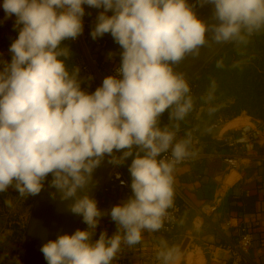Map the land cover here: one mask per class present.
I'll return each mask as SVG.
<instances>
[{
	"label": "clouds",
	"instance_id": "obj_1",
	"mask_svg": "<svg viewBox=\"0 0 264 264\" xmlns=\"http://www.w3.org/2000/svg\"><path fill=\"white\" fill-rule=\"evenodd\" d=\"M204 4L213 6L211 26L187 0H3L18 36L10 61H0V192L36 196L51 176L53 198L71 201L69 210L87 226L43 244L47 264H113L122 243L138 244L143 230L162 228L174 166L189 155V142L174 143L175 133L161 126L165 112L182 120L192 108L189 84L173 65L199 54L209 27L217 43L264 29V0ZM84 5L102 9L92 39L110 34L121 49L117 75L92 92L82 88L79 68H67L63 45L83 33ZM169 151L171 159L163 156ZM105 157L127 164L131 191L108 211L88 194ZM106 215L117 230L97 235Z\"/></svg>",
	"mask_w": 264,
	"mask_h": 264
},
{
	"label": "crops",
	"instance_id": "obj_2",
	"mask_svg": "<svg viewBox=\"0 0 264 264\" xmlns=\"http://www.w3.org/2000/svg\"><path fill=\"white\" fill-rule=\"evenodd\" d=\"M187 2L195 7V11L196 5H201V0ZM2 5L3 0H0V15L9 31H18L14 28L15 17H8ZM101 10L92 12L87 38L97 62L110 69L120 64L119 52L108 53L106 48L97 47L95 43L104 40L103 37L94 40L90 35ZM252 51L259 52L255 46ZM233 102V97H227L219 106ZM209 108V102L198 107L194 119L198 120ZM262 119V110L257 114L242 111L237 117L225 119L217 130L209 129L207 135L217 142L222 136L235 134L242 123L259 126ZM238 120L242 123L236 122ZM172 127L179 128L174 122ZM212 148L206 151L201 145L208 158L173 170V201L181 205V218L176 229L163 237L143 230L138 244L127 245V264H228L230 251L226 244L235 238L239 223L247 226L253 235L249 264H264V163L257 158L264 153V139L256 145L255 157L240 158L235 167L225 161L233 155L231 149L222 145ZM5 208L9 209L8 204L5 206V199L0 196V224L5 217ZM102 230L109 235L114 233L108 226L99 232ZM118 263L116 258L113 264Z\"/></svg>",
	"mask_w": 264,
	"mask_h": 264
},
{
	"label": "built area",
	"instance_id": "obj_3",
	"mask_svg": "<svg viewBox=\"0 0 264 264\" xmlns=\"http://www.w3.org/2000/svg\"><path fill=\"white\" fill-rule=\"evenodd\" d=\"M203 6L196 5L197 13ZM85 14L83 16L84 30L81 35L70 41L77 45L83 52L84 60H78L72 70L79 68V77L82 80V88L88 92H92L95 88L102 84L103 79L108 75H117V68L120 64L110 69H105L103 64L98 63L95 55L88 44L87 30L89 21L92 19V12L98 9L84 5ZM252 36V34L250 35ZM95 45L101 49H105L107 43L105 40H98ZM190 94H192L190 92ZM264 114V109H262ZM194 119L190 124L174 128L172 121L168 123V127L175 133V142L188 141L189 155L181 161L177 162L174 169L184 165H192L196 162L203 161L208 158V154L201 150L200 128ZM225 119L218 118L211 126L210 130H217ZM264 139V119L259 126H250L248 124L241 125L236 129L235 134L222 136L218 141L222 146L232 150V156L226 158L225 161L232 167L237 166V160L240 158L255 157V148L260 140ZM164 157L171 159V152L163 154ZM264 163V153L257 156ZM121 181L124 183L122 184ZM130 174L127 164L122 166L114 165L109 171L104 185L100 191L98 199V207L103 211H108L112 206L123 203L131 195L130 191ZM0 196L5 199V206L8 204L9 209L5 208V217L1 222V229L5 234V248H0V264H23V245L24 231L29 218L31 205L28 211L25 207V197L19 195L16 190L10 187L5 192H0ZM34 198V197H33ZM32 198V200H33ZM10 202V203H9ZM12 206V209L10 210ZM181 218V205L173 201L172 207L167 210V214L163 218V226L155 233L161 237L171 234L177 227ZM109 227L116 232L117 226L109 216H104L97 229ZM87 226L82 222L79 229ZM253 247V235L243 223L237 225V233L234 239L226 244V248L230 251V259L228 264H249V252ZM128 248L126 244L121 245V250L117 254L118 264H127Z\"/></svg>",
	"mask_w": 264,
	"mask_h": 264
},
{
	"label": "trees",
	"instance_id": "obj_4",
	"mask_svg": "<svg viewBox=\"0 0 264 264\" xmlns=\"http://www.w3.org/2000/svg\"><path fill=\"white\" fill-rule=\"evenodd\" d=\"M192 9L195 11V7L192 6ZM17 36L18 31L10 32L8 24L0 15V61H10L12 54L9 47ZM102 37L107 43L106 51L119 52L120 58L121 49L111 35ZM253 44L260 52L252 51ZM189 88L192 93L189 92L192 99L190 111L182 120L169 119L166 112L160 117L161 126L168 128L170 121L177 127L186 126L193 121L196 109L209 102V111L202 112L196 122L202 131L200 140L204 150L211 151L213 146L222 145L207 135L210 126L218 118L231 119L242 111L257 114L264 109V29L252 33V36L244 32L241 38L228 41L221 52L191 81ZM227 97H233L234 102L219 106ZM99 196L100 193L95 199L97 204ZM4 235L0 227V248H5Z\"/></svg>",
	"mask_w": 264,
	"mask_h": 264
},
{
	"label": "water",
	"instance_id": "obj_5",
	"mask_svg": "<svg viewBox=\"0 0 264 264\" xmlns=\"http://www.w3.org/2000/svg\"><path fill=\"white\" fill-rule=\"evenodd\" d=\"M196 15L209 26L217 22L213 17L211 4H206ZM227 42L217 43L213 39L212 29L209 27L207 42L199 48V54H186L179 63L173 65V70L182 74L190 84L202 69L221 52ZM116 155L119 156L120 153H116ZM108 159L105 157L93 173L94 183L88 194L94 199L97 198L109 171L114 166L108 163ZM51 178V176L48 177L42 191L34 196L31 203L29 218L24 231L23 264H47L41 252L42 245L49 240L56 239L61 234L74 233L83 222L81 216L73 214L69 210L68 205L71 201H61L59 193H56L55 198H53L51 194L55 193L56 189L49 186ZM80 194L83 195V193Z\"/></svg>",
	"mask_w": 264,
	"mask_h": 264
},
{
	"label": "rangeland",
	"instance_id": "obj_6",
	"mask_svg": "<svg viewBox=\"0 0 264 264\" xmlns=\"http://www.w3.org/2000/svg\"><path fill=\"white\" fill-rule=\"evenodd\" d=\"M63 45L64 46H66V47H68L69 49H70V56L68 57V59H67V64H66V66H67V68L69 69V71H73L72 70V66L78 61V60H84V54H83V52L81 51V49L77 46V45H75V44H73L71 41H70V39H68V40H65V41H63ZM255 45L253 44V46H251V47H254ZM258 51H259V49H258ZM260 52V51H259ZM236 122H241L240 120H238V121H236ZM242 123V122H241ZM243 124H247L246 122H244V123H242V125ZM236 126V125H235ZM34 196H29V197H27V198H25V202H26V204H25V209L28 211V207L31 205V203H32V198H33ZM12 209V206H11V208H10V210ZM2 226V224H0V227ZM5 237V235L3 236V238Z\"/></svg>",
	"mask_w": 264,
	"mask_h": 264
}]
</instances>
